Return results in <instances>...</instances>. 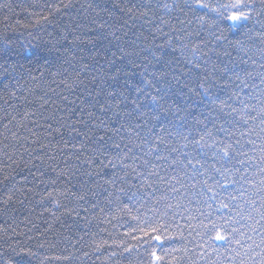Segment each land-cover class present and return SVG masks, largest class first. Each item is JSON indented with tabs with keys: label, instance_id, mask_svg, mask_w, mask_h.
<instances>
[{
	"label": "trees",
	"instance_id": "obj_1",
	"mask_svg": "<svg viewBox=\"0 0 264 264\" xmlns=\"http://www.w3.org/2000/svg\"><path fill=\"white\" fill-rule=\"evenodd\" d=\"M201 3L0 0V264H264V0Z\"/></svg>",
	"mask_w": 264,
	"mask_h": 264
},
{
	"label": "snow or ice",
	"instance_id": "obj_2",
	"mask_svg": "<svg viewBox=\"0 0 264 264\" xmlns=\"http://www.w3.org/2000/svg\"><path fill=\"white\" fill-rule=\"evenodd\" d=\"M193 3L195 4V6L200 7V8H206L207 7V5L201 3V0H193ZM233 7H236V5H234ZM42 19H45L46 20L47 17H43ZM229 19L231 21H233V23L235 24L236 22H238L240 20L247 19V16H245V14L242 13V12H240V13L234 12L233 15ZM234 111H235V109H234ZM261 111L264 112V109H261ZM262 131H264V129H262ZM201 139H203V137ZM197 143H199V141ZM225 155H227L226 152H225ZM188 163L191 164L192 161L189 160ZM197 163H199V162H197ZM262 219H264V216H262ZM157 239H159V237H157ZM216 239L217 240H223L224 239V236H222L219 233H217ZM153 257H154L155 260H159L160 259L159 257H156L155 254H153Z\"/></svg>",
	"mask_w": 264,
	"mask_h": 264
}]
</instances>
